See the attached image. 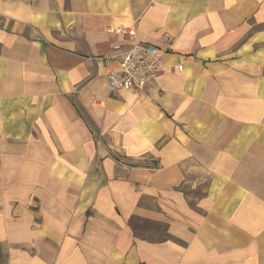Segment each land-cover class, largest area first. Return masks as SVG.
Segmentation results:
<instances>
[{"label":"crops","instance_id":"obj_1","mask_svg":"<svg viewBox=\"0 0 264 264\" xmlns=\"http://www.w3.org/2000/svg\"><path fill=\"white\" fill-rule=\"evenodd\" d=\"M0 264H264V0H0Z\"/></svg>","mask_w":264,"mask_h":264},{"label":"built area","instance_id":"obj_2","mask_svg":"<svg viewBox=\"0 0 264 264\" xmlns=\"http://www.w3.org/2000/svg\"><path fill=\"white\" fill-rule=\"evenodd\" d=\"M116 33L129 35L133 39L136 36L134 29L119 28ZM113 51L117 53L97 59L106 66L114 63L118 65L116 69L107 73L111 93L119 90L140 93L158 79L161 71L160 63L164 54L160 48L151 44L135 42L127 49L116 45L113 47ZM118 52L121 53L118 54Z\"/></svg>","mask_w":264,"mask_h":264}]
</instances>
